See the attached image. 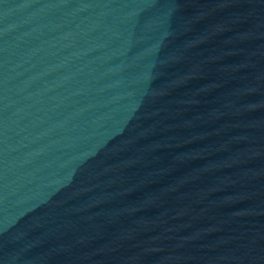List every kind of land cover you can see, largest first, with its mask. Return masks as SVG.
Returning a JSON list of instances; mask_svg holds the SVG:
<instances>
[{"label": "water", "instance_id": "obj_1", "mask_svg": "<svg viewBox=\"0 0 264 264\" xmlns=\"http://www.w3.org/2000/svg\"><path fill=\"white\" fill-rule=\"evenodd\" d=\"M0 264H264V0H0Z\"/></svg>", "mask_w": 264, "mask_h": 264}]
</instances>
